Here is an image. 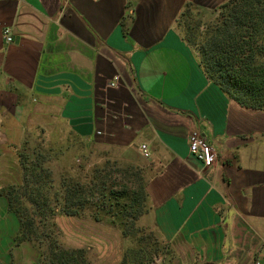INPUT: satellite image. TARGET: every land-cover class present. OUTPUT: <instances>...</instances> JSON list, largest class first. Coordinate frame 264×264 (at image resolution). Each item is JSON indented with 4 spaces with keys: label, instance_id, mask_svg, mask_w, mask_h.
Wrapping results in <instances>:
<instances>
[{
    "label": "crops",
    "instance_id": "obj_1",
    "mask_svg": "<svg viewBox=\"0 0 264 264\" xmlns=\"http://www.w3.org/2000/svg\"><path fill=\"white\" fill-rule=\"evenodd\" d=\"M226 1L0 0V125L61 124L140 165L158 264H264V112L212 83L177 29ZM192 131L217 153L209 168Z\"/></svg>",
    "mask_w": 264,
    "mask_h": 264
},
{
    "label": "trees",
    "instance_id": "obj_2",
    "mask_svg": "<svg viewBox=\"0 0 264 264\" xmlns=\"http://www.w3.org/2000/svg\"><path fill=\"white\" fill-rule=\"evenodd\" d=\"M186 10L180 13L178 25ZM212 12L217 13L215 18L197 24L184 37L197 48L207 78L230 100L241 107L264 112V0H227ZM21 167L22 184L0 193L18 221V242H32L40 252L36 264H90L85 249L64 250L46 236V230L56 228L57 209L71 217H78L88 208L103 212L123 238L132 240L136 248L132 252L137 253L135 264H149L161 253L165 254L159 239L151 232L157 247L145 259H139L145 247L143 237L138 234L145 229L138 227V222L149 211L144 170H109L104 174L105 169H95L92 177L66 180L56 195L59 199L53 201L49 197L51 187L46 191L33 181L40 171L35 158L29 167L25 162H21ZM46 239L50 242L43 250L42 241Z\"/></svg>",
    "mask_w": 264,
    "mask_h": 264
},
{
    "label": "rangeland",
    "instance_id": "obj_3",
    "mask_svg": "<svg viewBox=\"0 0 264 264\" xmlns=\"http://www.w3.org/2000/svg\"><path fill=\"white\" fill-rule=\"evenodd\" d=\"M216 15L212 11L188 8L177 29L184 36L188 30H195L197 24L213 19ZM45 127L0 125V191L22 184L21 162L29 167L34 158L39 163L40 171L33 181L46 191L51 187L49 197L53 201L59 199L56 195H59V187L66 180L86 175L92 177L91 172L95 169H105L104 174L109 170L115 172L131 168L143 171L132 159H123L105 146L75 137L61 124L54 127L58 132L45 130ZM143 176L146 178V174ZM54 222L56 228L46 230V236L55 240L64 250L85 249L90 264H135L133 259L137 253L132 252L136 250L132 240L123 238L103 212L88 208L78 217H71L57 209ZM138 227L145 229L138 234L143 237L145 247L139 259H145L157 246L150 230L139 222ZM18 230V221L9 212L6 199L0 193V262L36 264L40 252L32 242H18ZM49 242L50 239L42 241L41 249H47ZM149 264H158V257Z\"/></svg>",
    "mask_w": 264,
    "mask_h": 264
},
{
    "label": "built area",
    "instance_id": "obj_4",
    "mask_svg": "<svg viewBox=\"0 0 264 264\" xmlns=\"http://www.w3.org/2000/svg\"><path fill=\"white\" fill-rule=\"evenodd\" d=\"M2 35L6 43L12 42L11 32L8 28L3 29ZM117 84V77H115L109 86L113 88L116 87ZM138 150L142 158L149 159L150 149L147 144H140ZM188 151L204 168L212 166L217 158V153L210 146L206 138L197 131H192L188 136ZM256 264L260 263L256 262Z\"/></svg>",
    "mask_w": 264,
    "mask_h": 264
}]
</instances>
